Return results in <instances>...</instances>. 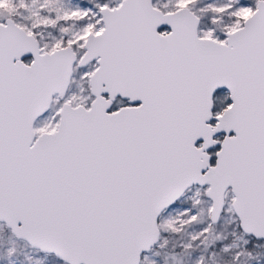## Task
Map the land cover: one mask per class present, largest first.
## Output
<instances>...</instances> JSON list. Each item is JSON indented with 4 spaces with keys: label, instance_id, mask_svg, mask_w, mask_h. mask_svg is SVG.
Listing matches in <instances>:
<instances>
[{
    "label": "snow or ice",
    "instance_id": "1",
    "mask_svg": "<svg viewBox=\"0 0 264 264\" xmlns=\"http://www.w3.org/2000/svg\"><path fill=\"white\" fill-rule=\"evenodd\" d=\"M0 264H264V0H0Z\"/></svg>",
    "mask_w": 264,
    "mask_h": 264
}]
</instances>
